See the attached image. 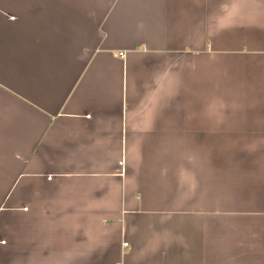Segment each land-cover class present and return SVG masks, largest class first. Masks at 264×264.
<instances>
[{"label": "crops", "instance_id": "obj_1", "mask_svg": "<svg viewBox=\"0 0 264 264\" xmlns=\"http://www.w3.org/2000/svg\"><path fill=\"white\" fill-rule=\"evenodd\" d=\"M0 264H264V0H0Z\"/></svg>", "mask_w": 264, "mask_h": 264}, {"label": "built area", "instance_id": "obj_2", "mask_svg": "<svg viewBox=\"0 0 264 264\" xmlns=\"http://www.w3.org/2000/svg\"><path fill=\"white\" fill-rule=\"evenodd\" d=\"M121 56H122V54H121Z\"/></svg>", "mask_w": 264, "mask_h": 264}]
</instances>
